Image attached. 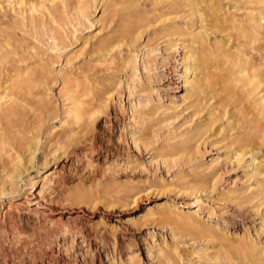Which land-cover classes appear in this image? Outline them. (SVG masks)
Wrapping results in <instances>:
<instances>
[{
  "label": "rangeland",
  "instance_id": "rangeland-1",
  "mask_svg": "<svg viewBox=\"0 0 264 264\" xmlns=\"http://www.w3.org/2000/svg\"><path fill=\"white\" fill-rule=\"evenodd\" d=\"M15 1L0 0V94L17 76L0 103V184L41 141L0 200V264H264V0H25L43 5L34 15ZM196 39L200 84L186 93ZM75 97L91 113L80 123L66 114ZM241 147L253 152L240 162ZM211 155L215 186L202 166ZM166 207L214 211L247 240L210 242Z\"/></svg>",
  "mask_w": 264,
  "mask_h": 264
},
{
  "label": "bare ground",
  "instance_id": "bare-ground-1",
  "mask_svg": "<svg viewBox=\"0 0 264 264\" xmlns=\"http://www.w3.org/2000/svg\"><path fill=\"white\" fill-rule=\"evenodd\" d=\"M12 1V0H11ZM41 1V0H40ZM44 1V0H43ZM50 1V6H53V5H55V3H56V1L57 0H49ZM63 1V0H62ZM65 1V0H64ZM17 4H19L20 6H28V12L31 14V15H34V14H37V13H39L40 11H42V9H43V5L42 4H33V3H29L28 5L26 4V2H25V0H18V2L17 1H15ZM38 2H39V0H38ZM58 2V1H57ZM13 3V2H12ZM15 3V4H16ZM35 3V2H34ZM67 3V2H66ZM198 3V2H197ZM64 4V3H63ZM13 5V4H12ZM11 5V6H12ZM67 5V4H66ZM17 6V5H16ZM65 6V5H64ZM103 6V5H102ZM200 6V5H199ZM46 7H47V5H46ZM49 7V6H48ZM66 7V6H65ZM67 7H68V5H67ZM19 8V7H18ZM21 8V7H20ZM45 8V7H44ZM55 8V7H54ZM52 9V8H51ZM56 9V8H55ZM54 9V10H55ZM54 10H51V12L53 11V12H55ZM26 12V11H25ZM219 12V11H218ZM27 13V12H26ZM104 13H105V11H104ZM103 13V14H104ZM54 14V13H53ZM85 14V13H84ZM50 15H51V13H50ZM81 18H83L84 20H85V16L83 15V12L80 10V12H79V14H78ZM219 16H220V13L218 14ZM197 16H198V14H197ZM25 17V16H24ZM26 19V18H25ZM216 19H217V16H216ZM32 21V20H31ZM35 21V20H34ZM90 21V20H89ZM221 21V20H220ZM55 22V21H54ZM80 22H82V21H80ZM218 23V22H217ZM56 25V24H55ZM61 27V26H60ZM37 28V27H36ZM41 29H43V26L41 27ZM54 29V28H53ZM52 29V30H53ZM44 30V29H43ZM42 30V31H43ZM48 31H49V29H48ZM41 32V31H40ZM45 32V31H44ZM53 32V31H52ZM52 32H50V33H52ZM41 34V33H40ZM43 35H45L44 33H42ZM48 35V34H47ZM46 36V35H45ZM55 36V35H54ZM52 37V44H53V47L54 48H56V46H57V41H58V39L56 38V37ZM60 36V35H59ZM43 37V36H42ZM50 37V36H49ZM63 37V36H62ZM48 39V38H47ZM60 39H61V36H60ZM204 39V38H203ZM183 40V39H182ZM187 40H190V39H187ZM206 40V39H205ZM203 43V42H202ZM189 44V43H188ZM199 43H198V40L196 39L195 40V42H193L191 45H185L186 46V49L187 50H185V52H184V58H183V61H182V64H183V71H184V73H183V75H182V78H183V87H184V89H185V91H186V93H188L191 89H193L194 87H198L199 86V84H200V82H199V80L197 79V77H198V74H197V71H198V60H199V58H200V50H199V48H195V46L196 45H198ZM177 45H179V44H175V46H177ZM182 45V44H181ZM210 45V44H209ZM227 45V47L229 48V46H228V44H226ZM168 46V45H167ZM201 47V46H200ZM226 47V48H227ZM167 48V47H166ZM172 48V47H171ZM170 48V49H171ZM190 48V51L188 50ZM225 48V49H226ZM224 49V48H223ZM174 51H178V48L176 47L175 48V50H173V52ZM230 51H231V49H230ZM154 53V51L153 50H151L150 48L148 49V50H146V51H144V53H143V64H145V65H147V63H148V59L150 58V56L152 55ZM203 54V53H202ZM24 55V54H23ZM24 58V57H23ZM129 58L131 59V60H134V61H136V55L133 53L132 55H130L129 56ZM26 59V58H25ZM25 59H23V61L25 60ZM13 60V59H12ZM11 60V61H12ZM133 61V62H134ZM12 62H14V61H12ZM11 62V63H12ZM25 63V62H24ZM233 64V63H232ZM3 65V64H2ZM1 65V66H2ZM4 66V65H3ZM18 72V71H17ZM19 73V72H18ZM42 73V72H41ZM68 73V72H67ZM70 73V72H69ZM10 74V73H9ZM247 73H244L243 75H246ZM45 75V74H44ZM249 75V74H248ZM68 76V75H67ZM11 77V76H10ZM17 77V76H16ZM16 77H15V79H16ZM68 77H70V76H68ZM8 78V77H7ZM20 78V77H19ZM35 78V77H34ZM71 78V77H70ZM201 78V77H200ZM14 78H13V84H17V82H16V80H15ZM65 79V78H64ZM67 79V78H66ZM65 79V82H67V80ZM73 79V78H72ZM9 80V79H8ZM14 80H15V83H14ZM253 80V79H252ZM252 80H250V81H252ZM29 82H30V80H29ZM11 83V82H10ZM251 83V82H250ZM253 83V82H252ZM11 85V84H9V85H11V87L10 88H12V86L14 87V85ZM64 84V83H63ZM202 84V83H201ZM9 85H8V81L5 83V87H4V89H2L3 91L1 92V94H0V103H2V102H5L7 99H10V98H12V94H10V88H9ZM50 85V84H49ZM111 85V84H110ZM27 86V85H26ZM40 86H41V84H40ZM52 86V85H51ZM66 86V85H65ZM76 86V85H75ZM47 89V91H49L51 88L49 87H46ZM87 89V88H86ZM112 90V89H111ZM111 90H109V91H106L105 92V94H104V96H103V100H102V102H101V104L105 107V108H107L108 106H109V104H110V102L113 100V97H114V93L111 91ZM45 91V90H44ZM73 91V90H72ZM196 91V90H195ZM14 92V91H13ZM40 94H42V92L40 93ZM13 95H14V93H13ZM91 95V94H90ZM28 98V97H27ZM46 98H47V96H46ZM76 98V97H75ZM45 99V98H44ZM80 99H81V97H80ZM79 99V97H77L74 101H73V103H72V105L66 110V114H67V116L69 117V118H71V120L72 121H74L75 123H78L79 121H81L85 116H87V115H90V114H88L89 113V111H87L86 109H85V103L83 102V100L81 101ZM101 99V98H100ZM187 95H185L184 96V98H183V102L185 103L186 101H187ZM10 101V100H9ZM10 103H11V101H10ZM47 103H48V101H47ZM98 103V102H97ZM100 103V102H99ZM98 103V104H99ZM32 104V103H31ZM46 104V103H45ZM11 105H14L13 103L11 104ZM19 105V104H18ZM48 106V105H47ZM90 106V105H89ZM98 106H100V104L98 105ZM28 107V106H27ZM88 107V106H87ZM3 108H1V110H2ZM90 109V108H89ZM58 111V110H57ZM31 112V111H30ZM45 112V111H44ZM1 113V112H0ZM14 114V112L12 111V110H10L9 111V113H8V115L9 116H12ZM48 115H50L49 113H47ZM6 115V114H5ZM35 115V114H34ZM93 115V114H92ZM7 116V115H6ZM14 116V115H13ZM16 117V116H15ZM48 117V116H47ZM89 117V116H88ZM5 119V118H4ZM85 119H88L87 117L85 118ZM9 119L8 118H6V122L8 121ZM64 120V119H63ZM67 120V119H66ZM65 120V121H66ZM15 121V120H14ZM62 123H63V121H62ZM80 123V122H79ZM67 124H69V123H67ZM14 125V124H13ZM7 126V125H6ZM37 126V125H36ZM64 126V125H63ZM13 127V126H12ZM11 127V129H13V130H15L14 128H12ZM21 128V127H20ZM23 129V128H22ZM51 129V128H50ZM7 129H5V132H7L6 131ZM18 130L16 129V132H17ZM24 131V130H23ZM23 131H21V133H23ZM1 132H3V131H1ZM27 132V131H26ZM25 132V133H26ZM60 134V133H59ZM17 135H18V133H17ZM70 135V134H69ZM13 136V135H12ZM21 136H22V134H21ZM6 137H5V135H4V133L0 136V147L2 146V145H6V139H5ZM16 138H17V136H16ZM15 138V139H16ZM20 137L18 136V138H17V140L19 139ZM26 139V138H25ZM35 139H36V137H35ZM41 139V138H40ZM39 138L36 140V141H34L33 143H31L30 144V146L27 148V151H26V153H25V159L24 158H22V156H17L15 159L17 160L16 161V163H14V164H12V169L10 170H7V172H6V174L5 173H3L2 172V170H1V172L5 175V177H6V179L5 180H3L2 182H1V184H0V200L2 199V198H4V197H6V196H8V195H13V194H15V191H16V185H17V183H18V180L19 179H21V176L23 175V173H24V171L25 170H23L22 169V163H23V161H25V164L24 165H31L34 161H35V159H36V155H37V153L39 152V147H40V140ZM23 139H20V141H22ZM27 140V139H26ZM19 141V142H20ZM24 141V140H23ZM14 142H16L15 140H14ZM18 142V143H19ZM10 144V143H9ZM23 144V143H22ZM15 145V144H14ZM210 145V144H209ZM20 146H22L23 147V145H20V143H19V145H18V148H20ZM26 145H24V147H25ZM42 147V146H41ZM11 148V147H10ZM17 149V148H16ZM22 149V148H21ZM11 151H13L14 149L13 148H11L10 149ZM18 150V149H17ZM202 150L200 149V148H198L197 149V151H196V153H195V157H193V158H195V159H197V160H199L200 158H202L203 157V155H202V152H201ZM10 152V151H9ZM19 152H20V150H19ZM252 152H253V150H251V149H247V148H245V147H241V148H239L237 151H236V153H235V159L237 160V161H242V160H244L245 159V157L246 156H248L249 154L251 155L252 154ZM21 153V152H20ZM23 153H24V151H23ZM3 155V154H2ZM14 155V154H13ZM51 156V155H50ZM5 157V156H4ZM11 157H12V155H11ZM210 158V160H208V161H206L205 162V164L204 165H202V166H204L205 167V172L207 171V173L209 174H211V177H212V179H214V184H213V186H215L216 184H217V182H218V177H217V174L216 173H213L214 172V170L213 169H215L214 167L219 163V158H215L214 156H209ZM251 158L250 159H248L249 161H247V162H250L249 164V167H256V169H255V171H257L258 170V165H257V163H256V159L254 158V157H252V156H250ZM3 158V157H2ZM6 158V157H5ZM24 159V160H23ZM51 159V158H50ZM58 159H59V156L58 157H56V156H53V161L56 163L57 161H58ZM4 160H6V159H3L2 161H4ZM45 162L42 164V167H45V166H47L48 165V162L50 161V160H48L47 161V159L45 158ZM206 160V159H205ZM7 161V160H6ZM6 161H5V166L7 165V163H6ZM203 161H204V157H203ZM1 162V161H0ZM2 163V162H1ZM23 165V166H24ZM2 166V168H4V165H1ZM9 167V166H8ZM25 167V166H24ZM5 171H6V169H4ZM3 170V171H4ZM2 173H1V175H2ZM50 173V174H49ZM4 179V178H3ZM52 179H54V176L52 175V173H51V171L50 172H48V174H47V176H45V179H44V181H43V187L45 186V185H47L48 183H50V182H52ZM22 180V179H21ZM29 183H30V185L32 186V187H34L36 184H37V182H32V180H29ZM91 195V194H90ZM11 198V197H10ZM13 200H14V198L12 197V199H10V204L9 205H13L14 203H13ZM13 203V204H12ZM8 205V206H9ZM14 206V205H13ZM8 208H10L11 209V207L9 206ZM165 210H167V211H171V212H176L177 214H175L174 216H176L177 218H179V219H186V221H187V223L189 224V225H191V226H193V227H195V228H197L200 232H202L203 234H205V235H209L210 236V238H211V240H210V242H214L213 240L214 239H217V238H221L223 241L225 240L224 238H226V240H229V241H232V242H237V241H240V240H243V239H245V241L247 240L246 238H247V236H246V238L245 237H238V236H236V237H234V236H232L231 237V235H228L226 232H225V229H227V228H231V227H233V229L236 227V225H237V223L238 222H235V221H229L228 219H225V217L223 218L222 216H218L214 211L212 212V211H207L206 212V210H203L201 207H199L198 208V210H195L194 212H191L189 215H185L184 213H182V212H180L177 208H172V207H166V208H164ZM204 214V217H202V215ZM206 218V219H205ZM185 222V221H184ZM244 229H245V226H244ZM197 230V231H198ZM221 231V234H222V237L220 236V237H218L217 236V233L219 234V232ZM246 231V230H245ZM246 234V233H245ZM242 236H244V235H242ZM234 238H235V240H234ZM218 240V239H217ZM252 241V240H251ZM261 242V243H260ZM258 243V245L259 244H261V245H263L264 246V243H263V241H259V242H257ZM256 243V244H257ZM254 244V243H253ZM257 246V245H256ZM256 246H255V249H256ZM258 247V246H257ZM261 250H262V248H261ZM237 251V250H236ZM250 251V250H249ZM250 253V252H249ZM260 254H261V256H263V254H264V249L262 250V252H260ZM238 255V254H237ZM247 255V254H246ZM260 257V256H259ZM224 258V257H223ZM262 258V257H261ZM226 259H229V258H226ZM218 260H219V258H218ZM223 260V259H222ZM245 260V259H244ZM252 260V259H251ZM254 260V259H253ZM256 261V260H255ZM227 262V261H226ZM236 263V262H235ZM248 262H246V264H247ZM254 263V262H253ZM130 264H133V262H131ZM224 264H227V263H225L224 262ZM256 264H262L261 263V261L260 260H257V262H256Z\"/></svg>",
  "mask_w": 264,
  "mask_h": 264
}]
</instances>
